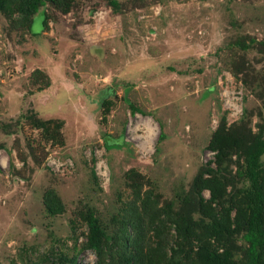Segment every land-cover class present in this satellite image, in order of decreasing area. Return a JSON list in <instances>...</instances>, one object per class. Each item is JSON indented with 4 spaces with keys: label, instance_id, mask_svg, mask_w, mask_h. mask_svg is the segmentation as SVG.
Masks as SVG:
<instances>
[{
    "label": "rangeland",
    "instance_id": "1",
    "mask_svg": "<svg viewBox=\"0 0 264 264\" xmlns=\"http://www.w3.org/2000/svg\"><path fill=\"white\" fill-rule=\"evenodd\" d=\"M117 1L45 0L31 26L19 0L0 9V264H206L204 247L240 262L237 148L264 135V46L234 42L264 41V0ZM221 127L224 155L207 147ZM215 223L230 227L218 241Z\"/></svg>",
    "mask_w": 264,
    "mask_h": 264
},
{
    "label": "trees",
    "instance_id": "2",
    "mask_svg": "<svg viewBox=\"0 0 264 264\" xmlns=\"http://www.w3.org/2000/svg\"><path fill=\"white\" fill-rule=\"evenodd\" d=\"M20 3L18 5V12L22 15V17H27L28 25L31 26L32 15L38 10L39 6L45 0H19ZM109 4L115 9H118L119 2L117 0H108ZM6 6L5 0H0V9H4ZM37 33L36 31H32ZM257 43L264 46V41H257L253 37H249L248 40L245 38H238L235 40L234 44L241 49H247L252 47ZM48 84V81H47ZM131 110H136V107L133 104L129 105ZM32 112V111H31ZM26 114L25 117L32 124L37 125L38 127H43L47 129V124L49 121H45L39 119L35 114ZM224 130L221 127L218 130V133L214 135L208 144V148L211 150L218 149L220 154L222 155L226 152V145L218 146V142L227 138L224 135ZM59 134V133H58ZM162 134L159 139L162 138ZM245 140L238 146L237 149L244 156L245 162V177L248 180L249 187L247 189V209L249 210L247 220H246V230L244 235V240L247 243V247L243 252V260L240 262L232 261L231 259V251L229 249H225V251L221 253H217L214 249H208V247H204L202 251H198L197 257L199 260L205 262L206 264H259L262 253L264 252V225L262 223V211H263V194L262 187L259 184V177L261 174V161L260 157L264 153V135L257 134L250 138L244 137ZM233 140V139H232ZM231 141V139H230ZM229 141V142H230ZM106 147H110L111 145H120V142L110 143L108 140H104ZM219 154V155H220ZM224 155V154H223ZM218 156V155H217ZM201 174L197 176L195 180V187L201 188V184L203 180H201ZM199 192V191H198ZM44 205L46 211L50 215L58 214L62 211V203L58 195L53 189H48L44 195ZM88 226H89V234L87 237V243L85 247L93 249L97 251L99 249V244L101 241V237L104 234L103 229L101 228L99 221L96 216L92 214L88 217ZM230 226V225H229ZM229 228L224 223H215L213 224V229L215 230L216 241L224 238V235L229 232ZM229 242V240H227ZM201 250V249H200ZM132 256L128 257L129 261ZM76 254L72 255L69 259V264H78L77 263ZM170 264H182L180 258H173L170 261Z\"/></svg>",
    "mask_w": 264,
    "mask_h": 264
}]
</instances>
